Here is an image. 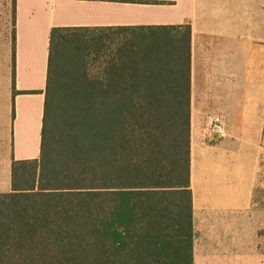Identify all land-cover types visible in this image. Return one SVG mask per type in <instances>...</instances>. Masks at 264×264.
Instances as JSON below:
<instances>
[{"label":"trees","instance_id":"1","mask_svg":"<svg viewBox=\"0 0 264 264\" xmlns=\"http://www.w3.org/2000/svg\"><path fill=\"white\" fill-rule=\"evenodd\" d=\"M49 39L39 155L13 159L0 193V264H193L189 26L119 53L85 28Z\"/></svg>","mask_w":264,"mask_h":264},{"label":"crops","instance_id":"2","mask_svg":"<svg viewBox=\"0 0 264 264\" xmlns=\"http://www.w3.org/2000/svg\"><path fill=\"white\" fill-rule=\"evenodd\" d=\"M0 3V193L11 190L13 159L39 155L54 27L85 28L119 53L188 25L193 264H264V209L255 198L264 143V0ZM213 116L221 120L209 132Z\"/></svg>","mask_w":264,"mask_h":264},{"label":"rangeland","instance_id":"3","mask_svg":"<svg viewBox=\"0 0 264 264\" xmlns=\"http://www.w3.org/2000/svg\"><path fill=\"white\" fill-rule=\"evenodd\" d=\"M0 7H1V3H0ZM1 11V10H0ZM260 146H261V150H260V155H261V164H260V171H259V175H260V186L258 187V191H256V205H258V207H260L261 209H264V143L262 141H260ZM263 187V188H262ZM262 217H264V212L262 214ZM264 245V244H263Z\"/></svg>","mask_w":264,"mask_h":264},{"label":"built area","instance_id":"4","mask_svg":"<svg viewBox=\"0 0 264 264\" xmlns=\"http://www.w3.org/2000/svg\"><path fill=\"white\" fill-rule=\"evenodd\" d=\"M220 117L219 116H213L210 118L209 120V127H208V130L209 132H216L218 131V129L216 128V123H219L220 121Z\"/></svg>","mask_w":264,"mask_h":264}]
</instances>
